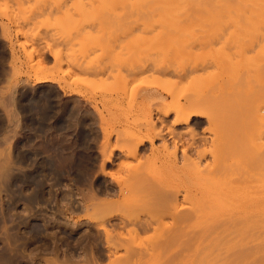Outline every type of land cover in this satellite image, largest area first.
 I'll use <instances>...</instances> for the list:
<instances>
[{
    "label": "rangeland",
    "instance_id": "374dc122",
    "mask_svg": "<svg viewBox=\"0 0 264 264\" xmlns=\"http://www.w3.org/2000/svg\"><path fill=\"white\" fill-rule=\"evenodd\" d=\"M263 3L0 0V264H264Z\"/></svg>",
    "mask_w": 264,
    "mask_h": 264
},
{
    "label": "bare ground",
    "instance_id": "6f19581e",
    "mask_svg": "<svg viewBox=\"0 0 264 264\" xmlns=\"http://www.w3.org/2000/svg\"><path fill=\"white\" fill-rule=\"evenodd\" d=\"M134 3V2H133ZM135 4V3H134ZM130 5V4H129ZM138 5V4H137ZM263 6H264V3H263ZM132 7H134V5L132 6ZM139 7V5L137 6V8ZM136 8V7H135ZM189 13H187V15H188ZM198 16L200 17L201 15L200 14H198ZM209 17H204V18H206L205 19V21L207 22L209 19H210V15H208ZM204 18H202L201 17V19H203L204 20ZM186 19H188V18H186ZM182 21V20H181ZM186 21V20H185ZM211 21V20H210ZM209 22V21H208ZM207 22V23H208ZM206 23V24H207ZM186 24V23H185ZM202 24H203V22H202ZM202 27V26H201ZM169 30V29H168ZM167 31V30H166ZM163 32V31H162ZM161 32V33H162ZM168 32V31H167ZM155 33V37H156V32H154ZM163 33H165V32H163ZM167 34V33H166ZM162 35V34H161ZM170 35H172V34H170L169 33V36ZM163 36V35H162ZM165 36V35H164ZM163 36V37H164ZM262 36V35H261ZM160 37V36H159ZM175 37V36H174ZM177 37H179V36H177ZM182 37V36H181ZM168 38V37H167ZM155 39V38H154ZM157 39H158V37H157ZM160 39H162V38H160ZM186 39V38H185ZM162 40H164V39H162ZM166 41V40H165ZM170 41V40H169ZM187 41H188V39H187ZM186 41V42H187ZM167 42H168V40H167ZM173 42H174V40H173ZM176 42V41H175ZM184 42H185V40H184ZM169 43V42H168ZM191 43V42H190ZM189 43V44H190ZM182 44V43H181ZM185 44V43H184ZM184 44H183V46L182 47H184ZM188 44V45H189ZM160 45H162V44H160ZM186 45V44H185ZM180 47V46H179ZM185 48V47H184ZM187 48V47H186ZM179 49V48H178ZM183 49V48H182ZM181 50V49H180ZM183 51V50H182ZM186 51V50H185ZM184 51V52H185ZM230 59H231V61H232V58L230 57ZM234 61V60H233ZM230 62V61H229ZM221 64V63H220ZM232 64V63H231ZM207 65V68H208V64H206ZM223 65V64H222ZM155 67V66H154ZM210 67V66H209ZM146 68V67H145ZM149 68V67H148ZM157 69H158V67H156ZM211 68H213V67H211ZM214 68H215V66H214ZM219 68H221V67H219ZM223 68V67H222ZM160 69V68H159ZM165 68H163V70H164ZM194 69V68H193ZM196 69H198V68H196ZM210 69V68H209ZM216 69V68H215ZM214 69V70H215ZM162 70V71H163ZM184 70V69H183ZM191 70V69H190ZM206 70V69H205ZM149 71V70H148ZM153 71H155V70H153ZM159 71V70H158ZM185 71L186 70H184V72H182L181 73V76L182 75H184V77H186L185 76ZM216 71V70H215ZM221 71V70H220ZM232 70H230V72H231ZM161 72V71H160ZM193 72V71H192ZM205 72V71H204ZM211 72V71H210ZM219 72V71H218ZM217 72V73H218ZM174 73H177V72H174ZM189 73V72H188ZM207 73V72H206ZM221 73V72H220ZM177 74H180V72L179 73H177ZM187 75V74H186ZM213 75V74H212ZM212 75H211V77H212ZM215 75V74H214ZM218 75V74H217ZM188 76V75H187ZM208 76V75H207ZM210 76V75H209ZM183 77V76H182ZM191 77V76H190ZM186 78H189V77H186ZM191 78H193V74H192V77ZM210 78V77H209ZM157 79V78H156ZM183 79V78H182ZM161 82H163V81H161ZM165 84V81L163 82V85ZM160 85H161V83H160ZM163 85H161V86H163ZM164 91L162 92L163 93V95H169V93L168 92H166V90L165 89H163ZM201 99V98H200ZM174 100H178L177 98H175V97H173V101ZM193 99H188L187 100V103H183L182 105H180V104H176L177 106H174V102L173 103H171V104H168V105H166L165 106V108H161L162 109V111L161 110H159L158 112H159V115H161V116H163L164 118H168V117H170V115H172V114H174V115H176L175 117H176V119H175V121L173 122V127H176V126H178V125H187V126H190V123H191V121L193 120V119H202V120H206L208 123H210L211 121H214V117L212 118V116L210 117L208 114H206V113H204L203 112V110H202V108H201V110L202 111H200L197 107V103H196V105H195V103L194 102H196V99H194L193 101H192ZM199 100V99H198ZM197 100V102L198 103H200L199 101H201V100H199L198 101ZM177 103H178V101H177ZM180 103V102H179ZM202 103H203V101H202ZM201 103V104H202ZM206 104H204V106H205ZM151 106V105H150ZM207 106V105H206ZM208 107V106H207ZM208 110V109H207ZM152 111V110H151ZM156 112H157V110H156ZM152 115V114H151ZM213 115V114H212ZM153 117V116H152ZM151 117V118H152ZM169 119V118H168ZM211 119H213V120H211ZM261 119H262V117H261ZM152 120V119H151ZM163 120H165V119H163ZM217 120V119H216ZM152 122V121H151ZM215 122V121H214ZM213 123V122H212ZM211 124V123H210ZM262 124V123H261ZM152 125H153V122H152ZM155 125H153V127H154ZM152 127V128H153ZM167 127H169V126H167ZM166 128L167 130H168V136H170L172 139H174V143H175V146H174V148H175V150H174V152H173V154L175 153V155H176V153L178 152V150H179V145H181V146H183L182 148H183V150H182V153L186 156V154H187V152H188V148L185 146V144L186 143H188V142H186V141H188V140H184L185 138H184V135L185 134H179V133H176V131H175V129L174 128ZM163 128H165V127H163ZM159 129V128H158ZM263 129V128H262ZM154 132H155V134H154V138H156V137H158V138H163L164 137V131H161V130H157V128H156V126L152 129ZM187 134H190V136H191V139H192V141H193V143H192V141H191V143L192 144H189L190 145V148H194V147H196V144H195V138H197L196 137V133H195V130L194 129H191V128H188V132H187ZM260 135V134H259ZM152 137V136H151ZM165 138V137H164ZM150 141H152V140H150ZM197 142V141H196ZM144 142L142 141V143L141 144H143ZM261 144V143H260ZM169 145V144H168ZM262 145H264V143H262ZM259 146H261V145H259ZM164 147H165V149L166 150H169L168 148H167V145L165 144L164 145ZM262 147V146H261ZM172 149V148H171ZM261 149V148H260ZM170 152V151H169ZM200 152V151H199ZM199 152H197V153H199ZM170 154H171V152H170ZM202 154V153H201ZM166 155V154H165ZM188 156V155H187ZM175 157V156H174ZM199 157H201V156H199ZM189 161V160H188ZM200 168V167H199ZM231 183V182H230ZM233 183V182H232ZM232 183H231V185L229 184V183H226L225 185H224V187L223 188H221V189H219V193H218V195L219 196H221V197H225L226 195H228L229 193H231V192H233V191H237V192H240V194L241 195H245L246 197H250V196H253V195H256L257 193H261V195H262V197L264 198V189H262V190H259V189H256V188H246L245 186L244 187H241V184H239V183H237V184H239V187L238 186H232ZM234 184V183H233ZM260 188H262V187H260ZM213 192H215V191H213ZM209 194L211 195L212 193L211 192H209ZM212 196V195H211ZM207 197H209V196H207ZM206 197V198H207ZM213 197V196H212ZM220 197V198H221ZM210 198V197H209ZM213 199H214V197H213ZM212 199V200H213ZM203 203H204V207H206V208H209V207H211L210 206V204H214V203H212L213 201H211L210 199H204V201H202ZM258 207V206H257ZM258 215H259V211H257L256 213H255V216H257L258 217ZM261 215V214H260ZM259 215V216H260ZM243 216H245V212L243 211H241L240 210V208H235V207H229L228 209H225V211H223V213L219 216V217H221L222 219L223 218H226V219H231L232 221H235L237 218H244ZM262 216V215H261ZM220 219V218H219ZM126 224V223H125ZM124 226V225H123ZM126 226H127V224H126ZM149 227V226H148ZM142 228H143V226H142ZM181 228V227H180ZM106 229V228H105ZM143 229H145V228H143ZM109 230V229H108ZM150 230V229H149ZM146 231V230H145ZM147 231H148V228H147ZM178 231V230H177ZM180 231V230H179ZM178 231V232H179ZM110 233V232H109ZM110 237V236H109ZM122 237V236H121ZM140 238V237H139ZM109 239V238H108ZM123 239V238H122ZM109 240H111V237H110V239ZM108 240V241H109ZM118 240V239H117ZM139 240V239H138ZM141 240V239H140ZM143 241H144V239H143ZM111 242V241H110ZM116 242V241H115ZM118 242V241H117ZM141 242V241H140ZM146 242V241H145ZM150 242V241H149ZM119 244V243H118ZM165 244V243H164ZM114 245V244H113ZM116 245V244H115ZM110 246V245H109ZM117 246V245H116ZM129 246V245H128ZM167 246V245H166ZM170 246V244L168 245V247ZM258 246V245H257ZM256 246V247H257ZM113 247V246H112ZM164 247V246H163ZM116 248V247H115ZM258 248V247H257ZM125 249V248H124ZM256 249V248H255ZM118 250V249H117ZM128 250V249H127ZM126 250V251H127ZM132 250V249H131ZM130 250V251H131ZM116 252V251H115ZM135 252V251H134ZM134 252H132L133 254H134ZM127 253V252H126ZM137 253V252H136ZM131 254V253H130ZM133 254H131V256L133 255ZM129 256V255H128ZM10 257V256H9ZM119 257V256H118ZM126 257H127V255H126ZM128 258V257H127ZM5 259V258H4ZM10 259V258H9ZM11 259H13V258H11ZM119 259V258H118ZM117 259V260H118ZM3 260V259H2ZM116 260V259H115ZM86 261H88V259L86 260ZM90 261V260H89ZM6 262V261H5ZM12 262V261H11ZM92 262V261H91ZM97 263V262H96ZM91 264V263H90ZM114 264H115V262H114Z\"/></svg>",
    "mask_w": 264,
    "mask_h": 264
}]
</instances>
